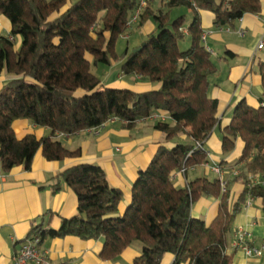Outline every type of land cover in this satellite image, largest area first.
<instances>
[{
	"label": "trees",
	"instance_id": "trees-1",
	"mask_svg": "<svg viewBox=\"0 0 264 264\" xmlns=\"http://www.w3.org/2000/svg\"><path fill=\"white\" fill-rule=\"evenodd\" d=\"M141 0H0V15L8 19L11 32L0 36V75L11 80L0 90V164L4 174L16 167L29 171L39 150L47 161L82 156L81 150L66 148L57 136H72L98 129L111 120L133 130L138 122L163 116L154 128L166 137L149 166L141 171L131 189V200L123 215L119 206L124 193L114 188L101 167L72 166L55 177L76 195L78 216L63 218L60 228L33 224L26 241L77 237L104 239L101 257L111 261L132 245L142 249L131 264H232L227 254L228 236L249 198L260 200L264 210V184L248 177H264V62L259 65L262 103L252 107L240 102L229 125L222 129V151L232 153L240 139L244 144L238 164L246 175H238L244 189L234 201L220 177L197 178L183 188L173 182L174 173L209 162L205 147L219 126V103L209 97L218 67L203 37L202 12L214 15L217 29L234 28L247 14L261 13V0H161L166 11L156 13L151 2L139 16L142 27L148 20L156 31L138 52H125L121 73L158 85L147 92L104 86L92 67L111 66L120 61L118 39L129 34L132 16ZM192 11L187 34L186 17L171 20L173 10ZM22 38L17 48L16 37ZM191 40L188 50L180 43ZM142 44L140 45V47ZM139 48V47H138ZM226 56L234 58L230 52ZM83 92L82 95H77ZM18 120H30L51 130V136L28 134L19 139L14 130ZM185 138L186 142H176ZM221 168V167H220ZM248 176V177H247ZM219 200L211 223L192 215L202 198ZM45 217H50L45 215ZM50 219V218H49Z\"/></svg>",
	"mask_w": 264,
	"mask_h": 264
},
{
	"label": "crops",
	"instance_id": "crops-1",
	"mask_svg": "<svg viewBox=\"0 0 264 264\" xmlns=\"http://www.w3.org/2000/svg\"><path fill=\"white\" fill-rule=\"evenodd\" d=\"M148 1L156 13L166 11L161 0ZM261 3L260 14L245 15L234 28L217 29L214 26V15L210 12L201 13L205 44L214 52L213 57H216L218 67L217 74L211 80L209 97L219 103L220 124L205 145L209 154L208 164L191 169L188 176L182 172L174 173L173 182L176 187L183 188L189 181L197 178L217 177L212 171L216 166L221 167L223 171V182L227 184L232 200L235 201L244 189L243 182L236 180L238 175H245L243 164H238L244 144L239 139L235 150L224 154L222 129L230 124L234 110L240 102L244 101L252 107H258L262 103L263 89L259 65L264 62V48L259 50L258 47L264 41V0H261ZM173 14L185 16L186 21L189 18L188 26L192 22V11L185 7L173 10L171 15ZM188 26H185L184 30L187 31ZM155 31L156 24L153 20H148L142 27L134 24L131 33L126 35L127 38L123 37L130 41L126 51L129 53L136 50ZM10 32V22L0 15V36H8ZM227 52L232 53L234 58L226 56ZM117 63L108 66L109 69L115 64L117 66ZM121 63L122 60L120 65ZM10 80L11 77L3 72L0 75V90ZM115 83H122L124 89L136 92L159 88L158 85L135 76L125 77L121 68L119 73L111 72L108 77V84ZM154 121H140L133 130H128L119 120H112L98 129L72 136H57L56 139L69 150H81L82 156L79 158L47 161L42 150H39L29 171L16 167L10 173L4 174L0 164V264H14L13 259L22 249L33 224H40L45 220L43 224L47 228L58 229L63 218L78 216L76 195L63 182L60 183L58 192L53 188L55 177L72 166L92 164L104 169L110 184L124 193L119 206V214L123 215L130 203L135 180L139 173L149 166L158 147L175 146L173 143H166L165 135L154 128ZM14 130L19 139L28 134L38 138H47L52 134L50 129L38 127L30 120L16 121ZM186 141L184 137L176 140ZM248 179L254 184L264 182V177ZM218 207L219 200L202 197L193 206L192 215L209 224L217 216ZM45 215L50 216V219ZM240 230L252 234L254 247L264 246V210L260 200L254 199L253 203L245 206L238 215L228 236L227 254L234 255L232 264H264V252L260 257H248L235 248V235ZM103 247V238L87 241L67 237L45 241L39 251L46 264H131L141 253L140 247L134 244L119 257L107 261L101 257ZM173 260L174 257L168 255L164 264H172Z\"/></svg>",
	"mask_w": 264,
	"mask_h": 264
},
{
	"label": "built area",
	"instance_id": "built-area-1",
	"mask_svg": "<svg viewBox=\"0 0 264 264\" xmlns=\"http://www.w3.org/2000/svg\"><path fill=\"white\" fill-rule=\"evenodd\" d=\"M146 6H147V0H141L140 7L137 9V11L132 16L130 25H134L135 23L138 22L139 16ZM181 31H183L184 33H187L186 30H181ZM124 38H127V36H124ZM263 48H264V41L261 42L258 49L262 50ZM207 50L210 53H212V55H214V52L211 50L210 47L207 46ZM152 119L164 121L166 118L163 116H154V118ZM212 171L216 174V176L220 177V179L223 181L222 171L219 167H216V166L213 167ZM181 172L184 173L185 170ZM258 183L264 184L263 181L257 182L255 184H258ZM224 184L225 183L223 182V191H225ZM253 201H254L253 198H249L246 201L245 206H250L253 203ZM252 240H253L252 234L250 232L245 231V230H240L235 235V242H234L235 248L244 252L245 255L248 257L262 256L264 252V246H262L261 248L254 247L252 244ZM13 260H14V264H29V263L46 264L45 259L43 258V256L41 255L39 251V242L37 240L36 241H32V240L26 241L23 244L20 252L14 257Z\"/></svg>",
	"mask_w": 264,
	"mask_h": 264
},
{
	"label": "rangeland",
	"instance_id": "rangeland-1",
	"mask_svg": "<svg viewBox=\"0 0 264 264\" xmlns=\"http://www.w3.org/2000/svg\"><path fill=\"white\" fill-rule=\"evenodd\" d=\"M73 1L75 2L77 0H73ZM178 17H180V16H178L177 14H173V15H171V20L174 21ZM187 19L188 20L186 21L185 26H188V24H189V18H187ZM15 40H16L15 41L16 46H17V48H19L21 46V43H22V38L19 36V37H16ZM129 43H130V41H127L123 38L118 39V41L116 43V52L120 56V61L117 63V66L115 64L113 67H110V69L108 66L103 65V64L92 67L93 74H95L96 76H98L102 80V83L104 84V86L109 87V88H116V89H124L125 88L122 83H117V84L115 83V85L108 84V77H109L111 72H112V74L120 72V68H121L120 62L124 56L125 51L129 47ZM190 46H191V40L189 37H187L183 42L180 43V50L181 51L188 50L190 48ZM214 60H216V57H214ZM125 81H128V80L125 79ZM82 94H83V92H78L77 95H82ZM155 121H157V120H155ZM221 171H222V169H221ZM213 174L216 176V174L214 172H213ZM222 177H223V171H222ZM137 245L140 247V250H141L142 244L137 243Z\"/></svg>",
	"mask_w": 264,
	"mask_h": 264
},
{
	"label": "water",
	"instance_id": "water-1",
	"mask_svg": "<svg viewBox=\"0 0 264 264\" xmlns=\"http://www.w3.org/2000/svg\"><path fill=\"white\" fill-rule=\"evenodd\" d=\"M144 46H145V44H142V46L139 47V48H137L136 50H134V52H138V51H140Z\"/></svg>",
	"mask_w": 264,
	"mask_h": 264
}]
</instances>
